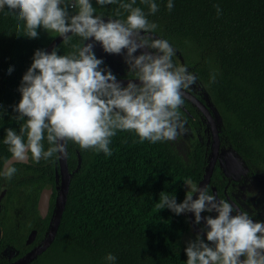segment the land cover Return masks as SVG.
Returning a JSON list of instances; mask_svg holds the SVG:
<instances>
[{
	"label": "trees",
	"instance_id": "1",
	"mask_svg": "<svg viewBox=\"0 0 264 264\" xmlns=\"http://www.w3.org/2000/svg\"><path fill=\"white\" fill-rule=\"evenodd\" d=\"M88 17L152 32L176 48L219 111L223 144L264 174V0H92ZM54 20L40 0H0V264L29 252L32 230L37 245L49 228L38 199L57 187L58 149L42 91L47 45L38 35ZM88 36L79 28L51 56L74 175L57 237L30 264H207L178 248L188 185L207 166L203 152L197 147L187 160L164 135L109 112L82 68ZM72 116H88L89 126L80 130ZM33 143L29 163L4 170ZM216 254L236 263L226 250Z\"/></svg>",
	"mask_w": 264,
	"mask_h": 264
},
{
	"label": "flooded vegetation",
	"instance_id": "2",
	"mask_svg": "<svg viewBox=\"0 0 264 264\" xmlns=\"http://www.w3.org/2000/svg\"><path fill=\"white\" fill-rule=\"evenodd\" d=\"M114 23L119 22L110 19L98 20V36L95 40L97 47L89 53V70L99 78L131 80L133 83L116 86L97 84L100 87L98 90L107 97V109L129 122L142 124L161 135L164 134L158 125L166 127L177 136V139L164 136L171 140V144L185 159L188 160L189 153L198 147L203 152L208 166L214 142L212 126L197 102L178 90L182 88L202 102L216 118L221 129L222 118L204 85L190 72L191 69L185 66L181 53L154 33V36L137 35L124 38L121 47L114 45L110 49L108 45H103L104 34ZM119 24L123 27L121 23ZM198 83L201 84V88ZM145 108L155 110L147 114L143 111ZM81 117L88 116L71 117L77 128ZM221 131L219 156L213 175L206 189L196 199V211L206 219V223L189 208L204 174L201 180L189 184L187 188L188 198L185 207L189 222L195 239L216 256V252L227 249L214 231L221 233L248 264H263L264 188H261V183L264 184L262 178L264 174L259 168L247 166L231 147L225 146ZM51 165L52 158L49 157V168ZM59 174L56 177V189L52 184L46 187L53 190L49 213L44 218L49 217V230L61 185V179L58 180ZM45 238L46 236L43 240ZM35 241L27 243L29 251L42 242L34 245ZM229 255L239 264L230 253ZM11 256L14 257L15 254L12 253ZM217 259L218 263L236 264L228 257L222 262L218 256Z\"/></svg>",
	"mask_w": 264,
	"mask_h": 264
},
{
	"label": "water",
	"instance_id": "3",
	"mask_svg": "<svg viewBox=\"0 0 264 264\" xmlns=\"http://www.w3.org/2000/svg\"><path fill=\"white\" fill-rule=\"evenodd\" d=\"M98 20L86 17L81 20H78L66 30L61 32L59 35L54 37L50 43L47 45L46 52H45V71L43 77V85L42 91L46 99L50 102L52 108V115L53 121L55 125V133H56V145L58 149V159L60 164L59 176L58 180L61 179V185L58 192V197L55 206V213L53 216V220L51 223L50 230L48 229L46 238L34 249L26 253L24 256L18 258L11 264H30L35 261L40 255L46 252L53 242L55 241L58 230L62 221L63 213L66 207L68 194L70 191L71 181L74 175V172H71L68 167V151H67V132H66V121L64 114L61 110V107L58 103V97L53 96L51 93V56L53 51L69 36L75 33L81 27H88L89 28V37L85 42L81 55H82V67L84 70L85 75L87 78L95 84L104 85V86H116V85H125L133 83L131 80H115V79H104L99 78L91 73L88 66V57L91 50L95 49L97 46L95 45V40L98 36ZM154 36L153 33L145 30H137V31H128L124 27H122L119 23H114L104 34L103 45H108L112 47L114 45H119L120 47L124 43V38H132L134 36ZM106 49V48H103ZM108 49V48H107ZM199 87L201 88V84L198 83ZM179 91L182 92L183 95L190 97L192 100L197 102V104L201 107V109L205 112L210 125L212 126L213 133H214V142H213V151L211 155L210 162L207 166V169L204 173V177L199 184V188L191 201L189 208L190 210L194 211L200 218L206 223V219L201 216L198 211H196V199L203 193L206 189L207 185L209 184L211 177L213 175L215 165L217 162V158L219 156V149H220V127L216 121V118L213 114L205 107V105L200 102L196 97L188 93L184 89L178 88ZM152 108H145L143 111L147 114H151L153 112ZM90 118L88 117H81L78 120V127L80 130H84L89 126ZM161 133L166 135L169 138L177 139V136L167 129L164 126L158 125ZM35 144H30L20 150L18 153L13 155L4 165V170H7L11 165L14 163H29L30 155L29 150L34 147ZM53 193L52 189L45 188L42 190L38 209L43 218H45L49 213V205L51 195ZM6 192L3 191L0 196V212H1V201L4 198ZM215 235L220 239L221 243L225 246L227 251L239 262V264H248L247 261L243 258V256L239 253V251L218 231H214ZM1 235V230H0ZM37 237V230L31 232L28 237L27 243L31 244L35 241Z\"/></svg>",
	"mask_w": 264,
	"mask_h": 264
},
{
	"label": "rangeland",
	"instance_id": "4",
	"mask_svg": "<svg viewBox=\"0 0 264 264\" xmlns=\"http://www.w3.org/2000/svg\"><path fill=\"white\" fill-rule=\"evenodd\" d=\"M40 1L44 5L50 7L52 12L55 14V20L48 24L38 35V39L43 45H48L54 37L59 35L78 20L88 17L90 6L92 4V0ZM71 5L74 7L71 8ZM262 178L264 179V176ZM261 186L263 189V182L261 183ZM182 217L186 225V232L182 239L178 242V248L180 250L184 248H192L207 264H228L227 262L218 263L217 256L199 244V242L195 239L185 205L182 208Z\"/></svg>",
	"mask_w": 264,
	"mask_h": 264
},
{
	"label": "built area",
	"instance_id": "5",
	"mask_svg": "<svg viewBox=\"0 0 264 264\" xmlns=\"http://www.w3.org/2000/svg\"><path fill=\"white\" fill-rule=\"evenodd\" d=\"M74 6L73 5H71V8H73Z\"/></svg>",
	"mask_w": 264,
	"mask_h": 264
}]
</instances>
